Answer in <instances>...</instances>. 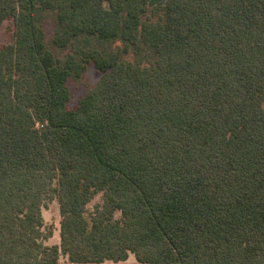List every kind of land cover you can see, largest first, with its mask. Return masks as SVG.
Returning a JSON list of instances; mask_svg holds the SVG:
<instances>
[{"label":"trees","instance_id":"1","mask_svg":"<svg viewBox=\"0 0 264 264\" xmlns=\"http://www.w3.org/2000/svg\"><path fill=\"white\" fill-rule=\"evenodd\" d=\"M4 21L0 264H264V0H0Z\"/></svg>","mask_w":264,"mask_h":264},{"label":"rangeland","instance_id":"2","mask_svg":"<svg viewBox=\"0 0 264 264\" xmlns=\"http://www.w3.org/2000/svg\"><path fill=\"white\" fill-rule=\"evenodd\" d=\"M55 25L54 14L49 12L44 17V28L47 35V39L50 40ZM12 39L11 23L4 21L0 26V45L9 42ZM101 72L93 65H88L86 71L83 73L79 80L70 79L68 81L71 91V102L70 105L75 104L77 98L81 96L85 90L93 85L99 78ZM100 195H97L89 205L92 206L96 202H99ZM42 215L44 223L52 228V235L46 241L49 244L59 243V229L61 216L59 214V208L55 199H48L45 202V206L42 208ZM59 264H141L139 263L134 255L131 253L125 261H111L106 260L103 262H86V263H70L66 256H60Z\"/></svg>","mask_w":264,"mask_h":264}]
</instances>
